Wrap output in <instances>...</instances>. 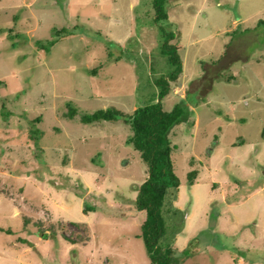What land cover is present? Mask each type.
Returning a JSON list of instances; mask_svg holds the SVG:
<instances>
[{"label": "rangeland", "instance_id": "1", "mask_svg": "<svg viewBox=\"0 0 264 264\" xmlns=\"http://www.w3.org/2000/svg\"><path fill=\"white\" fill-rule=\"evenodd\" d=\"M165 9L182 72L161 104L189 111L168 136L180 184L161 209L166 238L179 264H264V0ZM153 14L151 0H0V264H150L130 126L80 115L158 100L170 67ZM63 27L48 53L36 47ZM224 51L233 64L212 65ZM202 63L222 73L211 86Z\"/></svg>", "mask_w": 264, "mask_h": 264}, {"label": "trees", "instance_id": "2", "mask_svg": "<svg viewBox=\"0 0 264 264\" xmlns=\"http://www.w3.org/2000/svg\"><path fill=\"white\" fill-rule=\"evenodd\" d=\"M166 1L151 0V6L154 12L153 20L155 24L159 25L163 37L160 52L167 57V62L170 67L166 74L155 79V83L159 88L157 93L158 100L153 103L138 106L132 113H125L118 108L110 107L80 115V121L82 123L97 121L114 122L121 119L125 124L130 126L131 134L125 142L139 152L141 160L147 166L146 179L136 187L135 207L139 211H145V218L140 226L141 231L136 236L141 237L150 264H179L183 261V258L179 260L181 258L176 255V250L172 243L173 239L170 238L168 240L166 238L167 227L161 213L164 203L166 204L165 200L167 196L169 195L170 199L172 197L173 200L180 184V180L174 171L170 155L172 149H176V145L171 144L168 136L175 125L189 121V111L183 100L176 103L169 111L164 110L161 104V100L169 92V83L175 81L182 72V60L179 54L180 48L174 43H171V40L175 37V33L166 30L160 23L168 19V14L165 9ZM53 33L54 37L52 39L45 41L37 39L35 41L36 47L48 53L49 48L57 41L72 34L70 30L64 27L60 29L54 28ZM228 44H225L226 48ZM223 53L218 60H213L210 63L221 69H226L231 66L235 59L230 60L225 57L226 51ZM222 62H224V65H221ZM207 65L206 63H202L203 75L199 80L203 81L204 78H208L204 82L208 86H211V83L219 79L222 73L218 68L215 71V76L214 74L210 75L207 71ZM91 72L95 75L97 71L92 70ZM233 79L229 75L224 80L230 82ZM208 88L200 89V100L204 99L205 95H207L209 92ZM77 113L76 108L68 105V111L65 113V116L73 118ZM36 120L38 121L39 118H36ZM192 124L193 122L191 121ZM37 132L39 133V130L35 129L34 133ZM262 134L264 136V129ZM196 176L197 170L195 169L187 173L186 177L189 185L193 184ZM171 190L172 192H170ZM172 200L169 201V205ZM86 208L91 209L93 207L86 206ZM86 208L85 210H87ZM183 254L185 258V251Z\"/></svg>", "mask_w": 264, "mask_h": 264}]
</instances>
